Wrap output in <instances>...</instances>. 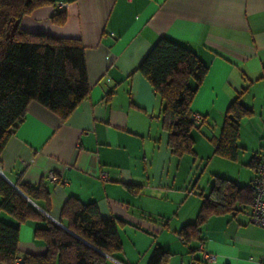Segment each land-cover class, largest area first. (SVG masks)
Segmentation results:
<instances>
[{
    "label": "crops",
    "instance_id": "crops-1",
    "mask_svg": "<svg viewBox=\"0 0 264 264\" xmlns=\"http://www.w3.org/2000/svg\"><path fill=\"white\" fill-rule=\"evenodd\" d=\"M51 1L23 16L19 27L79 39L88 96L65 121L29 102L0 153V175L18 191L19 184L41 186L37 199L25 197L53 221L68 197L115 219L121 250L105 255L107 264H116L109 257L154 264L157 247L166 252L159 264H264V228L250 221V205L209 215L198 238L186 242L179 235L195 220L215 176L247 185L257 168L250 160L264 154V0ZM61 11L62 24L53 22ZM161 36L189 47L207 66L190 105L200 124L191 132L194 154L181 157L168 147L159 97L136 70ZM237 95L251 115L239 120L238 150L229 160L214 154V142ZM194 166L202 176L192 185ZM60 171L64 182L48 180ZM0 220L17 223L2 210ZM44 226L35 218L18 224V263L27 253L45 252L33 236ZM204 252L214 262L204 261Z\"/></svg>",
    "mask_w": 264,
    "mask_h": 264
},
{
    "label": "trees",
    "instance_id": "trees-1",
    "mask_svg": "<svg viewBox=\"0 0 264 264\" xmlns=\"http://www.w3.org/2000/svg\"><path fill=\"white\" fill-rule=\"evenodd\" d=\"M50 2L0 0V153L8 137L24 121L29 102L41 104L65 121L88 96L84 46L80 40L29 33L19 27L23 16ZM64 18L61 11L52 20L62 24ZM136 70L148 80L161 101L160 122L171 153L176 157L194 154L191 132L199 129L200 124L193 119L190 105L207 66L189 47L161 36ZM250 115L239 95L231 100L214 142V154L229 160L236 157L239 120ZM250 162L256 167L260 156H253ZM18 188L24 195L0 175V210L17 222L0 220V263L107 264L105 255L114 257L121 250L115 219L101 217L94 203L83 204L68 197L59 221L54 222L26 199H37L44 192L41 186L19 184ZM252 197L251 181L241 186L215 176L195 220L184 225L179 235L186 242L198 238L200 226L209 215L232 213L246 205L251 210ZM29 218L45 222L44 227L34 229L33 236L42 240L46 249L42 254H25L18 263V224ZM165 256L166 252L157 247L151 262L159 264Z\"/></svg>",
    "mask_w": 264,
    "mask_h": 264
},
{
    "label": "built area",
    "instance_id": "built-area-1",
    "mask_svg": "<svg viewBox=\"0 0 264 264\" xmlns=\"http://www.w3.org/2000/svg\"><path fill=\"white\" fill-rule=\"evenodd\" d=\"M67 3L65 2H58L57 8L59 10L65 9ZM196 119H200L199 115H196ZM104 176V173H102ZM48 180L54 183L64 182L63 173L60 172H49L47 175ZM252 186V203H251V210H250V221L259 226L264 228V154L260 155V162L257 165L256 172L254 177L251 180ZM39 211H41L45 216L51 218L47 212H45L40 207H37ZM57 222V221H54ZM116 264H126L122 261L117 259L111 258ZM203 260L206 262H214L215 258L213 255L208 254L206 252L203 253Z\"/></svg>",
    "mask_w": 264,
    "mask_h": 264
},
{
    "label": "rangeland",
    "instance_id": "rangeland-1",
    "mask_svg": "<svg viewBox=\"0 0 264 264\" xmlns=\"http://www.w3.org/2000/svg\"><path fill=\"white\" fill-rule=\"evenodd\" d=\"M181 169H182V168H181ZM195 172H197V174H196L195 178L192 179V185H193V182L196 180L197 177L202 176V174H201V168H200V167H195V166H194V167L192 168V177H193V175H194ZM201 184H203V178H202L201 181L199 182L198 186H200Z\"/></svg>",
    "mask_w": 264,
    "mask_h": 264
}]
</instances>
